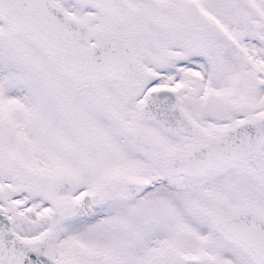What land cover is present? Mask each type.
<instances>
[{
  "label": "snow or ice",
  "instance_id": "snow-or-ice-1",
  "mask_svg": "<svg viewBox=\"0 0 264 264\" xmlns=\"http://www.w3.org/2000/svg\"><path fill=\"white\" fill-rule=\"evenodd\" d=\"M0 264H264V0H0Z\"/></svg>",
  "mask_w": 264,
  "mask_h": 264
}]
</instances>
